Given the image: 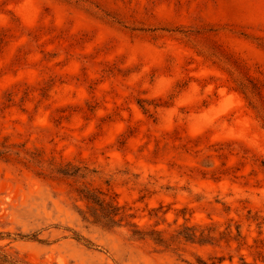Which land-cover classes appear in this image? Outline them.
I'll return each mask as SVG.
<instances>
[{
  "label": "rangeland",
  "instance_id": "374dc122",
  "mask_svg": "<svg viewBox=\"0 0 264 264\" xmlns=\"http://www.w3.org/2000/svg\"><path fill=\"white\" fill-rule=\"evenodd\" d=\"M0 264H264V0H0Z\"/></svg>",
  "mask_w": 264,
  "mask_h": 264
}]
</instances>
